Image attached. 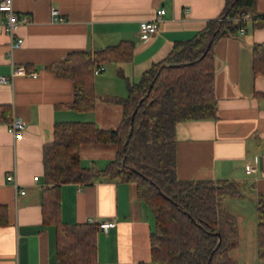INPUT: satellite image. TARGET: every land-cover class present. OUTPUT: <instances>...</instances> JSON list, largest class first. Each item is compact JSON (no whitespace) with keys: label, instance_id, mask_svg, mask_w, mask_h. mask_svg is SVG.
I'll return each mask as SVG.
<instances>
[{"label":"crops","instance_id":"0c3cea01","mask_svg":"<svg viewBox=\"0 0 264 264\" xmlns=\"http://www.w3.org/2000/svg\"><path fill=\"white\" fill-rule=\"evenodd\" d=\"M223 4L224 0H12L15 13L30 18L16 28L23 41L14 49L13 59L37 75H15L12 82L0 83V105L8 107L9 119L18 115L26 122L20 135L13 137L7 129L9 119H0V204L8 207L9 219L0 226V264H59L54 226L41 223L40 206L43 146L52 138L53 124L78 120L94 121L103 128L117 126L122 112L118 98L126 94L123 76L138 80L176 40L192 37L208 19L217 17ZM159 7L164 14L156 30L141 34L139 22L152 18ZM52 9L58 10L61 20L52 19ZM249 12L264 14V0H254ZM9 39L0 32L2 75L10 72ZM120 40L132 41V56L106 62L95 73L94 107L78 110L65 105L73 96L71 77L61 67L66 53L92 51ZM254 42H264V19H250L244 32L215 42L216 115L177 121L175 134L177 177L232 178L251 191L255 203L257 194L264 192V74H253ZM115 149L110 143H87L81 145L79 155L83 165L102 168ZM257 155L262 158L255 170L246 171L245 162ZM11 171L23 193H15L6 180ZM60 200L65 222H115L96 234V264H159L151 261L149 253L153 215L136 196L134 183L104 176L87 184L63 183ZM252 247L254 253L249 255L257 257L254 239ZM243 249L239 231V246L230 252L234 264H245L239 260L245 256Z\"/></svg>","mask_w":264,"mask_h":264},{"label":"trees","instance_id":"16d2710c","mask_svg":"<svg viewBox=\"0 0 264 264\" xmlns=\"http://www.w3.org/2000/svg\"><path fill=\"white\" fill-rule=\"evenodd\" d=\"M253 1L224 0L217 17L208 19L192 37L176 40L138 80L123 76L126 94L118 98L122 112L117 126L103 128L94 121L78 120L53 124L52 138L43 146L40 206L41 223L54 226L57 263H97L98 225L88 220L63 221L60 189L63 183L87 184L104 176L134 183L136 196L148 205L154 219L149 232L151 261L234 264L230 252L239 246V229L223 198L242 196L241 184L232 178L177 177L175 124L215 117L214 44L246 25L241 17ZM250 16L264 19L260 13ZM251 49L253 74H264V42H254ZM132 51L130 40L92 51H68L61 67L71 77L73 96L65 105L92 109L94 69L109 61H127ZM0 119H9L7 106L0 105ZM87 143L113 144L115 154L102 168L83 165L79 150ZM255 211L257 256L264 259V192L256 196ZM8 222V207L0 204V226Z\"/></svg>","mask_w":264,"mask_h":264},{"label":"built area","instance_id":"2783aa9c","mask_svg":"<svg viewBox=\"0 0 264 264\" xmlns=\"http://www.w3.org/2000/svg\"><path fill=\"white\" fill-rule=\"evenodd\" d=\"M0 12L4 14V21L0 23V32H5L9 37V44L7 49V57L10 62V72L8 75L0 74V83L12 82V78L15 75H31L36 76L37 72L35 70L27 69L25 65L16 63L13 59V51L16 47L20 46L23 39L21 36L16 34V28L21 24H26L30 22V18L27 14L17 15L12 7V0H0ZM164 14V8H157L155 15L146 20H141L139 22V32L143 35L152 34L156 28L158 21L161 19V16ZM51 15L53 20H61L62 16L58 14L57 9L51 10ZM245 22H248L251 19L249 13H245L241 17ZM246 30V25L239 29V32H244ZM102 65L94 69V73H98L101 70ZM26 122L18 115H12L9 121L7 122V129L13 135V137H18L22 130L25 128ZM262 155L254 156L251 161H247L244 164L246 171H254L256 168V163L260 161ZM6 180L12 184L15 189V193H23L24 189L20 187L17 182L15 173L13 171L9 172L6 175ZM88 221L93 222L91 219ZM98 229L101 231H107L108 228L114 225L113 220H104L96 222Z\"/></svg>","mask_w":264,"mask_h":264},{"label":"rangeland","instance_id":"374dc122","mask_svg":"<svg viewBox=\"0 0 264 264\" xmlns=\"http://www.w3.org/2000/svg\"><path fill=\"white\" fill-rule=\"evenodd\" d=\"M240 188L242 196L223 198V204L236 216L238 228L240 229L245 256H241L239 260H245V264H264V259L249 255V252L254 253L255 250L252 247V240H256L257 219L255 203L253 202L251 191L244 184H241Z\"/></svg>","mask_w":264,"mask_h":264},{"label":"water","instance_id":"95a60500","mask_svg":"<svg viewBox=\"0 0 264 264\" xmlns=\"http://www.w3.org/2000/svg\"><path fill=\"white\" fill-rule=\"evenodd\" d=\"M210 43V42H209ZM209 43H208V46H209ZM142 100V98L139 100V102ZM135 109L133 110V113H134ZM133 113H132V116H133Z\"/></svg>","mask_w":264,"mask_h":264}]
</instances>
